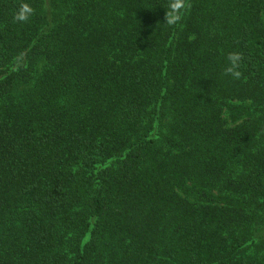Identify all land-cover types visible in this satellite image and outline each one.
Instances as JSON below:
<instances>
[{
	"label": "trees",
	"instance_id": "1",
	"mask_svg": "<svg viewBox=\"0 0 264 264\" xmlns=\"http://www.w3.org/2000/svg\"><path fill=\"white\" fill-rule=\"evenodd\" d=\"M0 264H264V0H0Z\"/></svg>",
	"mask_w": 264,
	"mask_h": 264
},
{
	"label": "clouds",
	"instance_id": "2",
	"mask_svg": "<svg viewBox=\"0 0 264 264\" xmlns=\"http://www.w3.org/2000/svg\"><path fill=\"white\" fill-rule=\"evenodd\" d=\"M171 8L177 9L180 5H170ZM32 8L28 4H22L19 8L15 19L21 22L27 21L29 17L32 15ZM178 15H176L175 11L166 15L165 20L168 24H174L178 19ZM228 66L224 69L226 75H230L236 79H239L241 73L239 71V66L242 61V56L238 52L230 53L227 57Z\"/></svg>",
	"mask_w": 264,
	"mask_h": 264
}]
</instances>
